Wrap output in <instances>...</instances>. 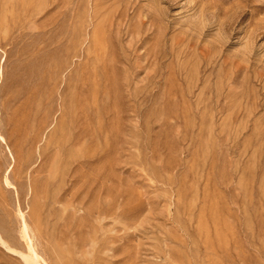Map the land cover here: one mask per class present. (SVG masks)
I'll return each instance as SVG.
<instances>
[{
	"label": "rangeland",
	"instance_id": "obj_1",
	"mask_svg": "<svg viewBox=\"0 0 264 264\" xmlns=\"http://www.w3.org/2000/svg\"><path fill=\"white\" fill-rule=\"evenodd\" d=\"M24 220L49 264H264V0H0V233L26 253Z\"/></svg>",
	"mask_w": 264,
	"mask_h": 264
},
{
	"label": "bare ground",
	"instance_id": "obj_2",
	"mask_svg": "<svg viewBox=\"0 0 264 264\" xmlns=\"http://www.w3.org/2000/svg\"><path fill=\"white\" fill-rule=\"evenodd\" d=\"M83 116V115H82ZM78 117V116H77ZM86 118V117H85ZM23 213V212H22ZM25 218V217H24ZM23 222V221H22ZM30 230L34 231L30 225L26 223V220H24V225H23V238L27 243V252H20L18 250L13 249L11 246H9L8 242H6L3 237L1 236L2 234L0 233V244L4 245L6 248H8L11 252L18 254L22 261L25 264H49L36 250L35 245H34V238L32 239L33 236L30 235ZM31 231V232H32ZM33 234V233H32ZM21 263V264H24Z\"/></svg>",
	"mask_w": 264,
	"mask_h": 264
}]
</instances>
